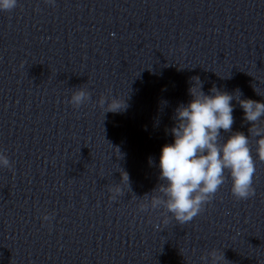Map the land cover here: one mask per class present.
<instances>
[{
    "label": "clouds",
    "instance_id": "obj_1",
    "mask_svg": "<svg viewBox=\"0 0 264 264\" xmlns=\"http://www.w3.org/2000/svg\"><path fill=\"white\" fill-rule=\"evenodd\" d=\"M44 3L55 6L56 0H44ZM17 6L18 0H0V12H11ZM189 85L187 91L191 99L187 104L180 103L176 107L174 126L167 129L173 142L163 145L161 149V183L150 194H145L139 205L141 212L162 209L165 224L170 220H175L179 225L191 222L204 211L205 205L229 178L231 194L236 200L254 197L256 160L250 147L253 140L255 156L264 162V127L259 126L264 118V102L241 99L239 89L229 93L215 85L206 94L199 76L190 77ZM234 100L243 109V121L250 124L248 135L233 131ZM90 102L92 93L84 85L75 88L69 100L76 109ZM97 103L104 109V114L120 113L128 107L125 99L121 101L116 97L111 100L101 97ZM221 130L230 135L225 139ZM152 163V158H149V164ZM0 168H12L3 152H0ZM120 170V182L109 188L113 201L125 194L121 183H126L130 188L128 173ZM52 219L50 214L42 216L44 222L50 223ZM200 260L203 264H222L227 261L224 253L215 248L203 254Z\"/></svg>",
    "mask_w": 264,
    "mask_h": 264
}]
</instances>
